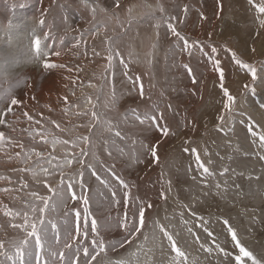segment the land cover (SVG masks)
Here are the masks:
<instances>
[{
	"label": "rangeland",
	"instance_id": "1",
	"mask_svg": "<svg viewBox=\"0 0 264 264\" xmlns=\"http://www.w3.org/2000/svg\"><path fill=\"white\" fill-rule=\"evenodd\" d=\"M261 5L264 0H0V23L9 22L8 35L23 38L41 19L53 30L46 33L47 39L51 35L59 43L53 69L59 72L57 77L51 72L36 82L40 73L30 70L36 75H26V84L13 97L17 104L0 99V240L24 234L14 227L23 220L5 212L40 205L39 199L29 198L35 192L30 183H40L42 197L56 200V211L48 215L58 222L67 218L75 235V211L79 209L83 217V202L72 200L66 185L69 177L79 175L81 164L74 159L63 163L71 155L64 149L79 156L83 149L95 151L104 163L103 167L97 165L100 180L84 169L89 227L94 217L104 241L117 242L97 261L169 264L174 253L155 225L159 221L193 264H252L239 252L229 228L264 264V142L249 131L259 134L264 130ZM162 17H174L169 22L187 40V46L171 34L167 24L162 22L156 28V20ZM44 25L34 31L39 39H43ZM109 47L120 53L113 68L108 67ZM44 53L31 69L39 71L44 66V59L51 56ZM233 53L256 69L255 79L235 62ZM224 89L234 97L230 108L225 107L229 102ZM154 109L162 113L157 123L167 126V136L140 124L132 115V110ZM93 111L101 121L107 119L117 126L125 139L115 137L103 124L90 127L95 123ZM89 135L91 144L77 139ZM140 142L156 145L158 160ZM35 151L38 156L28 160ZM197 153L209 173L198 167ZM44 154L57 155L54 158L59 163L54 172L42 177L40 168L51 162ZM84 159L89 161L91 155ZM111 166L128 190L108 170ZM129 190L126 202L124 194ZM73 191L77 197L82 193L78 186ZM56 194L67 203L66 208ZM140 202L152 207L145 211V225L132 239L121 224L125 213L132 221ZM69 209L71 214L65 217ZM126 240L130 242L120 247L118 242ZM72 243L90 245V239ZM138 249V256L129 255Z\"/></svg>",
	"mask_w": 264,
	"mask_h": 264
},
{
	"label": "snow or ice",
	"instance_id": "2",
	"mask_svg": "<svg viewBox=\"0 0 264 264\" xmlns=\"http://www.w3.org/2000/svg\"><path fill=\"white\" fill-rule=\"evenodd\" d=\"M87 2V0H85ZM258 10L260 13H264V5L258 6ZM96 9L92 8L93 14H95ZM163 12V8L160 9ZM187 11V9H185ZM174 17H162L156 20V28L161 27V23L167 24L168 29L171 31L172 35H175L178 38V41H184V45L187 46V40L175 29V27L169 22ZM43 23V21H41ZM261 25H264V20L260 21ZM32 49L37 57V60L41 59L46 53H44L41 47V40L35 36L33 33V38L30 39ZM179 47V43L177 44ZM153 47H155L153 45ZM211 51L216 52V48H212ZM59 55V52L56 53ZM120 55L119 51L116 50L115 53L113 49L109 47V68H113L115 65L112 63L115 57ZM233 58L237 64H240L243 68H246L255 79L256 77V69L248 64L242 63L239 59L235 58V53H233ZM121 63L123 61L121 60ZM217 65L219 64V60L215 62ZM44 67L53 68L56 65L45 63ZM187 67V66H185ZM124 68H127V65H124ZM189 73L191 69H188ZM125 74H127L125 72ZM131 80V78H129ZM138 79V78H137ZM221 81L223 80V72L221 71L220 75ZM193 82H195V78L193 77ZM20 84L25 85L26 79L22 82H18V87ZM221 88L223 89V83H221ZM7 96L9 97L7 100L15 105L18 103L16 99H14L13 89L7 90ZM140 94L143 95V87L141 85ZM252 94L255 95V90L252 89ZM224 95L227 97L228 104L225 105L226 108H230L231 104L234 103V97L228 93L227 89H224ZM115 93L113 92V97ZM261 108H264V103L260 104ZM93 120L95 123L91 124L90 127L94 128L98 124H103L106 126V130L110 133H113L115 137L120 139H125L122 136V133L118 130L117 126L111 124V122L107 119L101 121L100 115H97L95 111L91 113ZM132 115L134 119L142 125H146L147 127H155L160 130L163 135L167 136L169 133V129L167 126H161L157 123L158 119H162V113L158 112V109L145 111L143 113L138 112L137 110H132ZM127 118V117H126ZM222 119V118H221ZM251 119V118H249ZM243 122V121H242ZM115 129V130H114ZM252 136L255 137L259 135V140L264 142V130L258 134L249 128ZM2 135V134H0ZM78 140H81L83 143L91 144V136L78 137ZM56 141L53 140V143ZM61 143H66L65 141H61ZM76 141H73L75 145ZM107 143V141H105ZM141 147L146 150L152 157H155L158 160L156 155V145L149 146L143 142H140ZM264 146V144H262ZM188 151V149H185ZM195 152V149H192ZM111 155V153H108ZM91 155V159L89 161H85V157H89ZM264 159V157H262ZM196 160L198 162V167L203 168V172L205 174L209 173V169L204 167L202 163H200V157L197 153ZM81 169L79 171V175L77 177H69V182L66 185L67 190L71 192V199L82 200L83 202V217L81 216V211L77 209L75 211V235L73 231H70L68 228V220L65 218L62 222H58L55 219L51 218L48 213L56 211V200L52 199V197H39L40 205H29L26 209L16 210L13 212L9 210L5 212V215L20 217L23 220V223L15 224L14 227L23 231V235L20 237H13L7 240H0V264H92V261H97V257L101 256V253L107 255V250L111 248H115L117 246V242H105L104 239L100 236V232L98 230L97 220L93 217L91 218L90 227H89V197L86 194L85 189V181L84 177V169L87 168L91 170V175L96 176L97 180H100L101 177L97 174V165L103 167L104 163L100 160V157L96 154L95 151L89 153L88 151H84L81 149V159H80ZM114 166L109 167V171L113 176H116V173L113 171ZM44 171H47L45 169ZM116 179L119 181V184L126 190L129 189L128 184L121 179L119 176H116ZM75 181V184L71 181ZM102 183H107V181H101ZM62 191L64 186V181H61ZM79 187L82 189V193L79 197L75 191H73L74 187ZM112 196H116L115 190L112 191ZM33 196H36L37 193L33 192ZM58 198H61L59 194H56ZM125 200L127 202L130 199V190L125 192ZM118 202V201H117ZM61 203L64 204L65 208L67 207V203L62 200ZM152 205L147 202H140L139 206L136 209V213L132 217V221L129 222L127 213L124 215V219L122 221L121 226L128 232L129 237L134 239L137 234L140 233L141 229L145 225V211L151 208ZM186 207V206H185ZM72 210H68L65 212V217L71 214ZM138 215V225L136 223V217ZM193 215H195L193 213ZM81 219H83V227H81ZM203 220V217L200 218ZM187 223V222H185ZM225 224L228 223L227 220L224 221ZM156 227L163 234V236L169 242V246L171 251L174 253L173 256L169 258V264H193L192 261H189L188 255L181 249V247L177 246V241L173 237V235L165 228L163 224L159 221H155ZM191 232V229H189ZM228 231L231 232V239L235 241L236 246L239 248V252L243 254L244 257H249L252 260V264H261V261L257 260L253 254L248 251L244 246L241 245V241L237 239V233L229 228ZM91 234V238H90ZM83 239L88 241L90 239V245L85 244L81 245L80 243L73 244L72 241L74 239ZM145 240H147V236H145ZM63 241V243H62ZM125 242H130V240L120 241L118 242L120 247H123ZM5 244L8 245V248H5ZM140 249L143 248V245L139 246ZM211 251V249H209ZM221 251H223L221 249ZM140 251L138 249L135 253H129L132 256H138ZM81 255L83 256V260H81ZM227 255V253H225ZM237 261L241 260L240 256L235 258ZM97 264H104V261L101 259L97 261ZM116 264H129L127 260L117 261ZM139 264V261L136 262Z\"/></svg>",
	"mask_w": 264,
	"mask_h": 264
},
{
	"label": "clouds",
	"instance_id": "3",
	"mask_svg": "<svg viewBox=\"0 0 264 264\" xmlns=\"http://www.w3.org/2000/svg\"><path fill=\"white\" fill-rule=\"evenodd\" d=\"M37 57L28 38L8 35V26L0 23V99H8L7 90L13 93L23 86L27 72L36 64Z\"/></svg>",
	"mask_w": 264,
	"mask_h": 264
},
{
	"label": "bare ground",
	"instance_id": "4",
	"mask_svg": "<svg viewBox=\"0 0 264 264\" xmlns=\"http://www.w3.org/2000/svg\"><path fill=\"white\" fill-rule=\"evenodd\" d=\"M12 7V6H11ZM25 14V13H24ZM23 14V15H24ZM12 15V14H11ZM35 15V14H34ZM6 16V15H5ZM26 16V15H25ZM7 17H8V15H7ZM12 18V17H11ZM2 21V20H1ZM5 21V20H4ZM10 21V20H9ZM28 22V21H27ZM40 22H41V19H40ZM9 23V22H8ZM8 23H7V25H8ZM35 23V22H34ZM29 24V23H28ZM35 27L32 25V26H30L29 27V33L27 34V35H25V34H23V38L24 37H26V38H28L29 40L30 39H32V38H30V37H33V33H34V31L36 32V29L38 28V27H42L43 25H44V23H40V24H36L35 23ZM50 25V24H49ZM48 24L47 25H44V32H43V34L41 35V37L43 38V39H40V40H42V43H41V47H42V49H43V51L44 52H50L51 53V56H49V57H47V58H45L44 59V64L45 63H49V64H53V65H56V60H55V55H56V51H57V49H58V45H59V43H58V41L57 40H55V39H53V38H51L50 39V36H49V39H47V37H46V33L48 34L49 33V30L51 29V26H49ZM52 25V24H51ZM24 27V26H23ZM53 28V27H52ZM23 29V28H22ZM60 29V28H59ZM52 30V29H51ZM61 30V29H60ZM27 32H28V29H27ZM26 32V33H27ZM52 32H53V30H52ZM97 33H99V31H97ZM50 34H51V32H50ZM85 35V34H84ZM87 36H88V34H87ZM52 37V36H51ZM81 39V38H80ZM83 39H81L80 40V42L82 41ZM81 45L83 46L84 45V42H82L81 43ZM134 57V56H133ZM140 57V56H139ZM43 62H42V64H43ZM147 63V62H146ZM42 64H41V66H42ZM43 64V65H44ZM54 69V67L53 68H46V67H41L40 68V70L39 71H35L34 69H30V70H32V72L34 71V73H40L39 74V76H38V78H36V82H39V78L40 79H42V78H45L47 75H49L51 72V76H53V77H57L58 76V74H59V72L58 71H55V70H53ZM30 70L27 72V74L26 75H30V74H32L31 76H34V75H36V74H34V73H32V72H30ZM43 72H45V73H43ZM31 79V78H30ZM46 103V102H45ZM40 108V107H39ZM38 109V108H37ZM41 109V108H40ZM40 114V113H39ZM1 120V119H0ZM3 126V125H2ZM5 128V127H4ZM1 129H2V127H1ZM4 130V129H3ZM227 136V135H226ZM5 147V146H4ZM2 148V147H1ZM109 149V148H108ZM4 150V149H3ZM65 151H67L68 153H70L71 155L70 156H68V158H67V160L65 161V162H63V163H69V160H72V159H74V161H78V160H80L81 159V155L79 156L78 154H74V153H72L70 150H67V149H64ZM30 153V152H29ZM4 154V156H5V153H3ZM2 155V154H1ZM51 155V154H50ZM50 155L49 156H47L46 157V154H44V158L45 159H50L51 158V162H49V163H47L45 166H43V167H41L40 168V170H39V175H41L42 177H44V176H46V174L47 173H49V172H51V171H53V168H55L56 166H57V164L59 163V161L56 159V158H54V157H56L57 155H51V157H50ZM26 156V155H25ZM24 156V157H25ZM36 156H38L37 155V153H36V151L34 152V155H30L29 157H28V160H31L32 158L34 159V158H36ZM6 157V156H5ZM23 157V158H24ZM4 159H6V158H4ZM26 160H27V157L25 158ZM3 163V162H2ZM42 169H47V171H42ZM55 170V169H54ZM65 170V169H64ZM66 170H67V168H66ZM54 172V171H53ZM67 173L68 174H65L66 176H69L70 174H71V169L70 170H68L67 171ZM170 175H171V177L173 178V179H175V176L173 175V172L172 171H170ZM37 177H38V175H37ZM61 178H62V176H61ZM6 182H7V180H6ZM5 182V183H6ZM31 185H34L35 186V192H38V195H36V196H30L29 198H30V200H34V199H38L39 197H42V195H41V193H40V191H41V188L39 187V185H40V183H34V184H32V183H30V186ZM29 186V185H28ZM29 186V187H30ZM34 186H31V187H34ZM45 187V186H44ZM32 189V188H31ZM35 201V200H34ZM34 203H36V202H34ZM98 211V210H97ZM23 223V222H22ZM186 232V231H185ZM180 234V233H179ZM192 235V234H191ZM179 237H181L180 235H178ZM177 236V237H178ZM182 237H183V235H182ZM191 237H193V235L191 236ZM10 238H12V237H10ZM187 239V238H186ZM190 239V238H189ZM166 241V240H165ZM182 241V240H181ZM187 241V243L189 244V242H188V239L186 240ZM186 241H184V242H186ZM195 241V240H194ZM186 243V244H187ZM194 243V242H193ZM185 244V243H184ZM202 246V245H201ZM155 248H158V247H155ZM196 248V247H195ZM186 249V248H185ZM194 249V248H193ZM198 250V249H197ZM150 254H148V256H149ZM173 256V255H172ZM193 256V255H192ZM152 257V256H151ZM155 257V256H154ZM156 258V257H155ZM142 259V258H141ZM151 261V260H150ZM202 261V260H201ZM109 262V261H108ZM193 262V261H192ZM140 263V262H139ZM144 264V263H143ZM153 264V263H152Z\"/></svg>",
	"mask_w": 264,
	"mask_h": 264
}]
</instances>
